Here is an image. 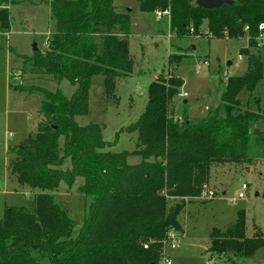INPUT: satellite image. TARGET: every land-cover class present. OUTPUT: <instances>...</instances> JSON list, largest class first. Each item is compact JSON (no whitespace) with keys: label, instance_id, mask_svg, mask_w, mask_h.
Returning a JSON list of instances; mask_svg holds the SVG:
<instances>
[{"label":"trees","instance_id":"obj_1","mask_svg":"<svg viewBox=\"0 0 264 264\" xmlns=\"http://www.w3.org/2000/svg\"><path fill=\"white\" fill-rule=\"evenodd\" d=\"M232 1L205 9L197 0H139L143 12L169 10L172 35L206 31L211 38L248 39L240 49L248 69L227 78L215 110L192 120L174 115L184 80L154 79L143 113L128 127L137 133L136 149L114 152L100 125L80 126L76 118L89 112L94 76L104 77L112 100L119 81L133 73L130 14L119 11L114 0H42L50 4L55 28L47 51L25 58L23 72L67 79L76 90L68 97L43 89L35 134L11 148V173L33 196L6 206L0 264H160L169 231L185 232L180 216L208 190L212 167L264 158V100L255 95L264 81V45L258 39L264 37V0ZM10 29V9L0 8V34ZM182 57L171 55L170 62L179 65ZM131 155L141 161L129 164ZM68 160L72 168L64 169ZM78 176L92 202L73 237L74 223L53 192L62 182L71 187ZM210 239L214 258H250L264 249V236H247L244 210L225 230L213 229Z\"/></svg>","mask_w":264,"mask_h":264},{"label":"rangeland","instance_id":"obj_2","mask_svg":"<svg viewBox=\"0 0 264 264\" xmlns=\"http://www.w3.org/2000/svg\"><path fill=\"white\" fill-rule=\"evenodd\" d=\"M1 1V0H0ZM53 1V0H50ZM117 9L128 12L131 19L130 52L133 73L119 81L116 96L108 100L104 77L92 79L89 95V112L76 118L80 126L91 123L103 128L104 139L112 143L114 152L134 151L137 133L128 127L137 121L148 102V86L152 79L179 76L184 80L175 97L174 115L178 119H198L207 116L221 103V93L231 76L243 75L248 69L247 57L240 49L248 39H217L205 31L203 34L178 37L170 31L169 18L161 19L154 13L140 10L139 0H114ZM11 29L0 34V220L6 206L26 202L33 192L18 185L10 169L11 148L21 144L30 134H35L40 121L39 111L44 99L43 89L62 90L71 97L76 86L69 80L57 81L48 75L23 72L25 58L37 50L46 52L48 39L55 28L49 3L42 0H10ZM183 56L179 65L170 56ZM256 96L264 100V81ZM264 130V127L262 126ZM61 144L63 139L60 140ZM141 161L131 155L128 163ZM64 169L72 168L68 160ZM264 158L250 163L214 165L207 189L214 193L208 199L193 198L180 216L186 226V240L182 233L176 249H169L172 264H264V249L253 257L210 259V235L213 229L225 230L232 225L240 210L245 211L247 236L256 233L264 236ZM84 178L78 176L70 187L62 182L53 192L57 204L68 212L74 223L72 236L80 233L90 212L91 198L81 187ZM248 189L239 198L242 184ZM259 193V194H258ZM259 196H258V195ZM171 203V202H170Z\"/></svg>","mask_w":264,"mask_h":264},{"label":"built area","instance_id":"obj_3","mask_svg":"<svg viewBox=\"0 0 264 264\" xmlns=\"http://www.w3.org/2000/svg\"><path fill=\"white\" fill-rule=\"evenodd\" d=\"M155 14L157 15L158 18H162L163 16H166L168 18H170V12L169 10H157L155 12ZM262 28V26H261ZM249 28L246 27V30H248ZM193 32V29H192ZM260 41V45H264V37L263 35H261L259 38ZM181 97H187V93L183 92L179 94ZM249 187L246 183L242 184V190L239 192V198H244L245 197V193L244 191L247 190ZM214 193L212 191L209 192V190H203L201 192V194L199 195L198 198L201 199H208L209 197H213ZM182 233L178 232L175 229H171L168 233V238L165 242L164 245V250H163V256L161 258L160 264H172V259L170 258V256L168 255V250L169 249H176L179 245V240L181 239ZM148 245H145V247L147 248Z\"/></svg>","mask_w":264,"mask_h":264},{"label":"water","instance_id":"obj_4","mask_svg":"<svg viewBox=\"0 0 264 264\" xmlns=\"http://www.w3.org/2000/svg\"><path fill=\"white\" fill-rule=\"evenodd\" d=\"M232 0H197V4L205 9H219L223 5L232 4ZM35 50H37V47L35 45ZM256 135H260L261 132L256 129L255 130Z\"/></svg>","mask_w":264,"mask_h":264},{"label":"crops","instance_id":"obj_5","mask_svg":"<svg viewBox=\"0 0 264 264\" xmlns=\"http://www.w3.org/2000/svg\"><path fill=\"white\" fill-rule=\"evenodd\" d=\"M115 6H116V5H115ZM116 8H117V6H116ZM166 18L168 19V17H166ZM168 20H169V23H170V19H168ZM52 32H53V31H52ZM52 32H51V33H52ZM125 78H126V77H125ZM154 78H155V77H154ZM154 78L152 79V81L154 80ZM152 81H151V82H152ZM258 194H259V193H258ZM258 194H257V195H258ZM258 196H259V195H258ZM187 206H188V205H187ZM186 208H187V207H186ZM183 228H184V231H185V232H184V237H185L184 239L186 240L187 233H186V226H185V224H183ZM251 237H252V236H251ZM213 258H214V257H213ZM213 258H212V256H210V259H213Z\"/></svg>","mask_w":264,"mask_h":264}]
</instances>
